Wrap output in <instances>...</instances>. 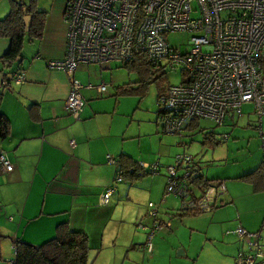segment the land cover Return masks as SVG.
Wrapping results in <instances>:
<instances>
[{
    "label": "crops",
    "instance_id": "crops-1",
    "mask_svg": "<svg viewBox=\"0 0 264 264\" xmlns=\"http://www.w3.org/2000/svg\"><path fill=\"white\" fill-rule=\"evenodd\" d=\"M65 1L48 4L42 34L35 39L36 51L18 67L2 59L10 41L0 36L1 110L10 123L9 134L0 137V150L13 162L12 170L0 172V257L9 249L14 256L15 239L41 243L55 235L59 223L67 222L69 229L87 234L91 262L95 255L101 264H236L237 255L247 250V241L229 230L241 225L259 231L262 255L256 264H264V189L255 190L240 178L264 156L253 164L244 158L248 166L239 172L211 170L209 174L192 154L202 176L225 180L226 190L210 209L198 213L180 209L178 197L164 194L167 156L172 150L152 160V154L134 147V127L128 134L126 117L124 121L118 115L104 117L106 106L90 101L97 99L85 86L88 83L80 82V89L86 90L80 93L84 105L79 116L65 106L71 80L78 78L70 77L74 71L47 65L66 53ZM17 70L24 72V81H15ZM214 133L210 132L213 139ZM260 138L264 147V136ZM179 139L184 143L183 133ZM157 141L162 150L166 142L158 136ZM181 148L189 153L185 146ZM121 152L139 165L157 161V170L140 167L137 176H118ZM108 186L112 190L103 202L101 195ZM148 201L157 205L161 229L157 235L158 227L154 229L150 251L145 246L153 223L147 215Z\"/></svg>",
    "mask_w": 264,
    "mask_h": 264
},
{
    "label": "built area",
    "instance_id": "built-area-1",
    "mask_svg": "<svg viewBox=\"0 0 264 264\" xmlns=\"http://www.w3.org/2000/svg\"><path fill=\"white\" fill-rule=\"evenodd\" d=\"M63 19L66 53L48 60L50 68L72 73L79 62L124 63L137 53L166 67L180 66L181 81L169 84L157 97L163 131L181 135L190 121L200 116L221 124L229 115H240L244 102L253 103L262 129L264 0H66ZM172 30L192 32L187 51L170 46L165 33ZM14 78L22 82L25 74L17 70ZM81 86L73 78L65 98V106L75 117L84 105ZM97 89L105 91V83ZM260 134L263 137L264 131ZM140 166L156 171L158 163L141 162ZM12 169L13 162L1 149L0 172ZM166 174L164 194L178 197L181 209L207 210L226 188L223 179L208 183L196 180L200 169L192 154L185 151L174 156ZM194 185L197 192H192ZM111 190L108 186L102 193L103 202ZM157 213L156 203L149 201L147 215L153 219L145 240L149 251L154 229L160 224ZM229 231L247 241V250L237 255L236 264H256L262 255L259 231H248L241 225Z\"/></svg>",
    "mask_w": 264,
    "mask_h": 264
},
{
    "label": "rangeland",
    "instance_id": "rangeland-1",
    "mask_svg": "<svg viewBox=\"0 0 264 264\" xmlns=\"http://www.w3.org/2000/svg\"><path fill=\"white\" fill-rule=\"evenodd\" d=\"M25 1L29 2V0ZM51 1L36 0V6L38 9L46 11ZM8 9L9 0H0V11L5 10V14ZM191 35L192 32L189 30H172L165 33V38L170 46L184 52L190 47ZM26 36L27 34H25L20 51L21 57L8 62L13 68L18 67L21 61H26L27 57L32 56L36 51L35 39L29 41ZM70 77L78 78L83 85L91 84V87L87 88L92 89V98L97 100L90 99V101H94V103L100 101V106L101 104L106 106L102 107L104 108V117L118 115L123 121L124 117L127 118L129 122H127L126 132L130 134L131 127H134L136 132L135 143L132 142V144L139 150H143V153L152 154L154 156L152 160H156L157 157H166L168 149L172 151L168 153L167 163H172L175 153L182 152L183 148L181 147L185 146L186 151L202 161L203 169L210 174L211 170L213 172H239L241 167L248 166L244 164L245 161L247 162L246 159H249V162L253 164V162H259L264 156V147L260 138L262 137L260 131H264V116L262 117V129H259L258 115L254 111L252 102H244L242 113L233 115V118H226L223 124L215 123L213 119L205 116L195 118V124L182 131L184 143L179 142L180 134L167 133L162 130V123L157 113L159 108L157 97L167 91L169 84L181 81L183 74L180 66L161 67L145 63L141 68H134L115 61L79 62ZM101 83H105V91L96 90L97 84ZM142 83H145L143 92H117L116 90L122 84L128 88H135ZM85 90L86 88L82 87L80 93ZM212 130L216 132L214 133L215 139L210 136ZM157 136L166 142L162 150L158 149L159 142L157 141V144L155 142ZM193 161L196 162L194 157ZM194 187L192 192H197L199 190L197 185ZM157 229L155 235L161 231L159 227ZM5 253L0 257V264H10L11 262V249ZM89 260L90 264H101L95 255L92 262L91 259ZM164 260L166 259L164 258Z\"/></svg>",
    "mask_w": 264,
    "mask_h": 264
},
{
    "label": "trees",
    "instance_id": "trees-1",
    "mask_svg": "<svg viewBox=\"0 0 264 264\" xmlns=\"http://www.w3.org/2000/svg\"><path fill=\"white\" fill-rule=\"evenodd\" d=\"M26 13L30 14V26L28 29L23 19ZM45 15L46 11L37 8L36 0H29V2L25 0H9V9L0 18V36L7 37L10 41L8 49L2 56L4 61L9 62L12 59H19L21 57L20 51L25 40V34H27L26 38L29 41L40 38L45 22ZM145 63L164 66L149 60L143 53H137L131 60L123 64L134 68H141ZM144 84H139L135 88H128L125 84H122L116 90L117 92H143ZM1 100L2 91L0 90V137L4 138L9 134L10 123L7 116L1 110ZM159 112L158 108V116ZM31 114L36 116L32 106ZM190 124L191 126L195 124L194 119L186 127ZM195 163L198 166L197 162ZM140 167L129 154L121 152L117 155L118 176H137L139 175ZM165 177H167L166 172ZM240 178L252 183L255 190L264 189V158L255 168L244 173ZM196 180L203 181L204 183L213 181V179H205L202 174L197 175ZM214 206L215 204L212 207ZM182 210L191 213L205 211ZM13 247L14 256L11 259V264H90L89 252L91 246L87 234L82 230L69 229L67 222L59 223L56 226L55 235L39 244H34L23 239H15Z\"/></svg>",
    "mask_w": 264,
    "mask_h": 264
},
{
    "label": "water",
    "instance_id": "water-1",
    "mask_svg": "<svg viewBox=\"0 0 264 264\" xmlns=\"http://www.w3.org/2000/svg\"><path fill=\"white\" fill-rule=\"evenodd\" d=\"M24 23L26 25V28L28 29L30 26V14L26 13L23 17ZM11 77V76H10Z\"/></svg>",
    "mask_w": 264,
    "mask_h": 264
}]
</instances>
